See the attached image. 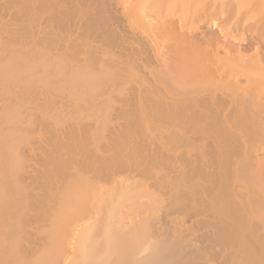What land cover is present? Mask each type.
<instances>
[{"label":"bare ground","instance_id":"6f19581e","mask_svg":"<svg viewBox=\"0 0 264 264\" xmlns=\"http://www.w3.org/2000/svg\"><path fill=\"white\" fill-rule=\"evenodd\" d=\"M8 5L0 264H264V0Z\"/></svg>","mask_w":264,"mask_h":264},{"label":"rangeland","instance_id":"374dc122","mask_svg":"<svg viewBox=\"0 0 264 264\" xmlns=\"http://www.w3.org/2000/svg\"><path fill=\"white\" fill-rule=\"evenodd\" d=\"M41 7L42 10L40 15H36L35 13L32 17H26V13H25L23 15L24 18L23 21H21V19L18 17V14L16 15L13 14V12H16V10H18L19 8L17 5H8L0 8V50L2 49L4 44L8 47L13 46V48L18 45H21L22 43L27 44V41L29 42L30 34L32 33L37 36L42 35L44 33L43 29L44 30L46 29L45 23L43 26L44 28L40 31H37L36 34H35L36 32L35 27L31 28V24L35 23V21H33L34 19L36 20L43 18V11L45 7L44 6ZM24 8L26 9V7ZM62 19L65 20V18ZM48 24L51 25V21L48 22ZM22 26L24 27L22 28ZM47 30H50V28H48ZM57 33L60 36V34L63 33L62 29H58ZM50 36L52 37L53 33H51ZM157 40L159 42L161 39H157ZM8 86H9L8 83L4 81L0 82V96L5 95ZM37 134L38 131L36 132L34 131L33 133H30L29 136L26 135V140L23 142V145L28 146V148L35 147L33 142L35 141ZM24 161L26 163H29L30 159L24 158Z\"/></svg>","mask_w":264,"mask_h":264}]
</instances>
